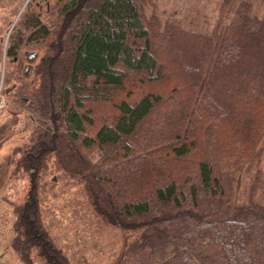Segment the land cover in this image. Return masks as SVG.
<instances>
[{"label": "trees", "instance_id": "trees-1", "mask_svg": "<svg viewBox=\"0 0 264 264\" xmlns=\"http://www.w3.org/2000/svg\"><path fill=\"white\" fill-rule=\"evenodd\" d=\"M154 4L56 0L47 17L29 6L26 30L0 42L33 124L17 162L31 190L14 206L27 261L38 249L45 264H72L41 216L37 181L54 158L103 223L135 235L115 264H231L217 233L235 227L250 264H264V207L232 200L264 149V16L255 0H222L203 32L149 18Z\"/></svg>", "mask_w": 264, "mask_h": 264}, {"label": "rangeland", "instance_id": "rangeland-1", "mask_svg": "<svg viewBox=\"0 0 264 264\" xmlns=\"http://www.w3.org/2000/svg\"><path fill=\"white\" fill-rule=\"evenodd\" d=\"M55 2L56 0H49L42 4L37 0H0V42H3L4 48L13 30L18 27L26 30L21 21L29 6L32 7V12L47 17L45 9L53 6ZM221 2L222 0H155V4L147 8V16L150 18L159 15L163 20L180 21L185 27L212 32L219 18ZM255 11L258 15L264 16V0H255ZM154 42L160 44L156 45L158 49L156 52L160 50L162 61L170 65L173 55L167 57L162 51L167 47V43H162L158 39ZM23 51L22 59L28 61L33 52L29 49ZM1 60L0 135L4 139L0 144V153L5 152L3 159L12 166L8 183L11 194L8 197L14 206H19L26 201L31 190V173L19 167L17 162L21 161L22 153L30 145L33 124L30 111L27 109L28 102H22L19 96L17 97L23 86L15 81V72L8 71L4 56ZM9 77L7 83L6 79ZM22 82L29 83L27 80ZM39 178L38 194L44 226L70 262L115 264L117 259H120L124 246L130 243L135 235L103 223L91 207L80 179L70 177L57 168L54 158L49 159L48 169ZM232 200L236 206L248 205L251 201L264 207V149L259 161L249 171L237 173L232 189ZM14 222L16 223V217L13 224ZM236 228L239 227L228 230L233 231ZM11 237L10 215L3 214L0 217V258L6 264H45L38 249H32L30 252L29 263L25 255L14 248V239L10 243Z\"/></svg>", "mask_w": 264, "mask_h": 264}, {"label": "built area", "instance_id": "built-area-1", "mask_svg": "<svg viewBox=\"0 0 264 264\" xmlns=\"http://www.w3.org/2000/svg\"><path fill=\"white\" fill-rule=\"evenodd\" d=\"M42 4H46L49 0H37ZM217 238L223 245L225 253L231 264H250L252 257L249 251L245 249L240 242L244 239L243 232L240 228L233 231L224 229L218 232ZM0 264H6L0 258Z\"/></svg>", "mask_w": 264, "mask_h": 264}, {"label": "crops", "instance_id": "crops-1", "mask_svg": "<svg viewBox=\"0 0 264 264\" xmlns=\"http://www.w3.org/2000/svg\"><path fill=\"white\" fill-rule=\"evenodd\" d=\"M3 139L4 137L0 135V144H1V141H3ZM3 154H5V152L2 154L0 153V206H1L0 217H2L3 214L10 215L11 232H12V237H11L12 241L10 243H12L13 239H15L16 237V232H15V227H14L15 222L13 224V219L14 217H16L14 213V205H13V201L11 200V198L8 197V195L11 194L10 188L8 187V183L11 177V167L12 166H10V163H8L7 161L3 159L4 158Z\"/></svg>", "mask_w": 264, "mask_h": 264}]
</instances>
